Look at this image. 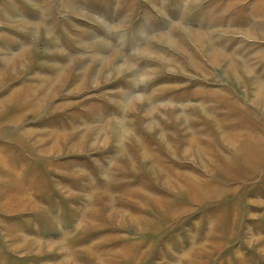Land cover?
Masks as SVG:
<instances>
[{
	"label": "rangeland",
	"instance_id": "1",
	"mask_svg": "<svg viewBox=\"0 0 264 264\" xmlns=\"http://www.w3.org/2000/svg\"><path fill=\"white\" fill-rule=\"evenodd\" d=\"M0 264H264V0H0Z\"/></svg>",
	"mask_w": 264,
	"mask_h": 264
},
{
	"label": "bare ground",
	"instance_id": "2",
	"mask_svg": "<svg viewBox=\"0 0 264 264\" xmlns=\"http://www.w3.org/2000/svg\"><path fill=\"white\" fill-rule=\"evenodd\" d=\"M168 42H171V39H169ZM13 69H14V68H13Z\"/></svg>",
	"mask_w": 264,
	"mask_h": 264
}]
</instances>
